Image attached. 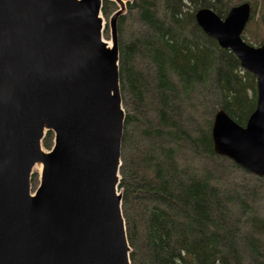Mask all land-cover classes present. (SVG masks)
Here are the masks:
<instances>
[{"label": "water", "instance_id": "obj_1", "mask_svg": "<svg viewBox=\"0 0 264 264\" xmlns=\"http://www.w3.org/2000/svg\"><path fill=\"white\" fill-rule=\"evenodd\" d=\"M109 1L110 45L102 0H0V264H130L117 192L124 112L115 33L127 0ZM249 18L248 3L223 18L193 13L256 88L243 126L213 114L212 152L262 178L264 38L242 40Z\"/></svg>", "mask_w": 264, "mask_h": 264}, {"label": "trees", "instance_id": "obj_2", "mask_svg": "<svg viewBox=\"0 0 264 264\" xmlns=\"http://www.w3.org/2000/svg\"><path fill=\"white\" fill-rule=\"evenodd\" d=\"M249 1L128 0L117 17L118 174L130 264H264V220L253 207L264 205V177L215 155L209 136L218 110L244 125L255 81L193 19L198 9L223 18ZM115 10L103 2L100 12ZM50 141L48 133L42 146Z\"/></svg>", "mask_w": 264, "mask_h": 264}, {"label": "rangeland", "instance_id": "obj_3", "mask_svg": "<svg viewBox=\"0 0 264 264\" xmlns=\"http://www.w3.org/2000/svg\"><path fill=\"white\" fill-rule=\"evenodd\" d=\"M106 1L110 2L109 0H103L102 3L104 2L106 4L107 3ZM248 4L250 5V17H251V19L249 18V21L245 25V28H247V29L245 30V28H244V30H243V32L241 34V37L242 38L244 37V40L246 42H248V44L253 45V46H257V44L260 43L261 40L264 38V21H262V17L264 18V15H263V12H262V10L264 8V0H257L256 3L252 0V1H249ZM106 6H108V5H106ZM114 7L116 8L115 4H114ZM110 14H111L110 11L109 12L106 11V14L104 16L101 15L102 18H103V21H104L103 23L106 26V29L104 31V35L103 36H104V39L108 40V41L110 39V35H109L108 28H107V24H108V19L111 16ZM255 28H258L259 30H255ZM119 93H120V91H119ZM120 98H121V94H120ZM128 128H129V135L132 136L131 141H134L135 138L133 137V133L130 134L131 126H129ZM50 143H51V141H50ZM41 148H42L43 151H46L47 149H49V147L48 148H44L43 146H41ZM161 169H163V166H161ZM33 173L34 174L32 175L31 182H30L32 188H34L36 186L37 181H38V171L35 169L33 171ZM253 177H255V176H253ZM238 178L239 179H245V181L247 180V181L251 182L250 183V187L254 183V180L251 179L248 175H245V174H239ZM118 190H119V185L117 187V192H119L121 194V192L118 191ZM255 199H256L255 203L260 202V200L258 198H255ZM253 207L255 208V213H256L255 216H258V218H256V219L257 220H264V205H262L261 207H259L257 205H253ZM252 216L253 215H251V217ZM248 232H251V230L248 229ZM261 244L264 246V240L261 241ZM130 253H129V255H130ZM141 260H142V258H141Z\"/></svg>", "mask_w": 264, "mask_h": 264}, {"label": "bare ground", "instance_id": "obj_4", "mask_svg": "<svg viewBox=\"0 0 264 264\" xmlns=\"http://www.w3.org/2000/svg\"><path fill=\"white\" fill-rule=\"evenodd\" d=\"M103 1V0H102ZM107 28H108V31H109V35H110V29H109V26H107ZM105 29H106V26L104 25L103 26V35H104V31H105ZM115 30H116V27H115ZM103 40H104V42L106 43V44H108V45H110V39H109V41L108 40H105L104 39V36H103ZM37 171H39V167H37ZM119 191V190H118ZM122 218H123V216H122ZM123 221H124V219H123ZM124 226H125V223H124ZM126 232V231H125ZM126 240H127V237H126ZM127 245H128V243H127ZM128 248H129V253L131 252V249H130V247H129V245H128Z\"/></svg>", "mask_w": 264, "mask_h": 264}]
</instances>
